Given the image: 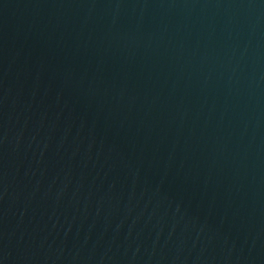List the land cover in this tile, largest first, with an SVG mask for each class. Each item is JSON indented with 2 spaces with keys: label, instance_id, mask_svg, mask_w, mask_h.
I'll use <instances>...</instances> for the list:
<instances>
[{
  "label": "water",
  "instance_id": "1",
  "mask_svg": "<svg viewBox=\"0 0 264 264\" xmlns=\"http://www.w3.org/2000/svg\"><path fill=\"white\" fill-rule=\"evenodd\" d=\"M264 26V0H182Z\"/></svg>",
  "mask_w": 264,
  "mask_h": 264
}]
</instances>
